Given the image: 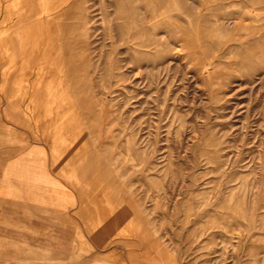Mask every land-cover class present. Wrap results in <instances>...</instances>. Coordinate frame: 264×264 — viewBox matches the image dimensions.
<instances>
[{
  "label": "rangeland",
  "instance_id": "374dc122",
  "mask_svg": "<svg viewBox=\"0 0 264 264\" xmlns=\"http://www.w3.org/2000/svg\"><path fill=\"white\" fill-rule=\"evenodd\" d=\"M2 65L108 190L94 219L145 223L162 264H264V0H0Z\"/></svg>",
  "mask_w": 264,
  "mask_h": 264
},
{
  "label": "crops",
  "instance_id": "0c3cea01",
  "mask_svg": "<svg viewBox=\"0 0 264 264\" xmlns=\"http://www.w3.org/2000/svg\"><path fill=\"white\" fill-rule=\"evenodd\" d=\"M26 13L30 19L24 25L29 26L31 12ZM25 37L16 41V53H34L33 44H23ZM33 61L31 55L21 67ZM15 80L22 83L23 78ZM9 101L8 94L0 92V264H162L160 254L152 253L148 233L135 231L136 223L146 229L145 223L94 219L99 208L89 204L95 194L108 190L97 188L94 177L89 186L85 158L68 144L58 147L57 155L48 122L27 119L26 99ZM37 111L36 120L47 116ZM109 198L117 208L114 196ZM123 229L128 235L121 234Z\"/></svg>",
  "mask_w": 264,
  "mask_h": 264
},
{
  "label": "bare ground",
  "instance_id": "6f19581e",
  "mask_svg": "<svg viewBox=\"0 0 264 264\" xmlns=\"http://www.w3.org/2000/svg\"><path fill=\"white\" fill-rule=\"evenodd\" d=\"M53 123H54V121H53ZM88 123H89V122H88ZM57 125H58V124H57ZM70 125H71V123H70ZM73 126H74V125H72V133H75L76 130H75V128H74ZM64 130H66V129H64ZM55 132L57 133L58 131H55ZM69 135H70V134H69ZM73 135H74V134H73ZM57 136H58V135H57ZM57 136H56V137H57ZM70 136H71V135H70ZM75 136H77V134H75ZM56 137H55L54 139H56ZM52 140H53V139H52ZM70 140H71V138H70ZM70 140H69V141H70ZM75 140H76V139H75ZM57 141H58V139H57ZM54 142H55V141H54ZM78 142H81L80 137H79V139H78ZM77 145H78V144H77ZM58 151H59V150H58ZM58 151H57V152H58ZM75 166H76V165H75ZM77 167H79V166H77ZM77 167H76V168H77Z\"/></svg>",
  "mask_w": 264,
  "mask_h": 264
}]
</instances>
